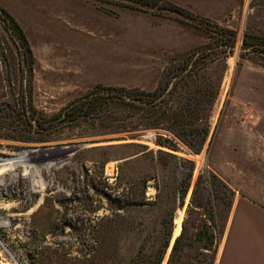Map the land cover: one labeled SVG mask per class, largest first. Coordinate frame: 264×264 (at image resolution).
Segmentation results:
<instances>
[{
	"label": "rangeland",
	"instance_id": "374dc122",
	"mask_svg": "<svg viewBox=\"0 0 264 264\" xmlns=\"http://www.w3.org/2000/svg\"><path fill=\"white\" fill-rule=\"evenodd\" d=\"M91 1L114 16L128 9L180 21L117 0ZM158 1L237 33L230 51L201 58L158 111L111 103L91 116L54 120L97 85L150 91L163 72L83 75L93 78L88 85L78 81L82 75H36L33 54L29 75L15 38L0 22L10 74L8 82L2 63L0 152L6 153H0V207L20 203L0 212V264H214L235 193L224 175L233 162L244 163L238 154L230 156L264 153L263 138L260 149L255 141L240 140L264 137V128L260 134L251 128L264 122V104L253 101L264 103L254 96V79L263 82L264 76L253 75L264 59L240 55L245 32L264 35V0ZM185 24L200 44L172 55L187 54L173 62L175 71L201 47L214 45L204 29ZM155 118L160 123L151 125ZM180 209L181 230L174 237Z\"/></svg>",
	"mask_w": 264,
	"mask_h": 264
},
{
	"label": "crops",
	"instance_id": "0c3cea01",
	"mask_svg": "<svg viewBox=\"0 0 264 264\" xmlns=\"http://www.w3.org/2000/svg\"><path fill=\"white\" fill-rule=\"evenodd\" d=\"M0 5L24 30L35 57L36 75H82L80 83L93 79L83 75H161L170 55L200 44L199 34L194 35L183 22L161 21L128 9L114 16L99 10L91 0H0ZM260 67L253 75L264 76V66ZM0 75H4L1 59ZM254 80V96L264 97V77L263 82H259L261 77ZM253 101L264 104L261 99ZM251 128L260 134L264 122ZM262 138L253 135L240 140L255 141L257 146ZM237 154L243 164L233 162L230 172L229 165L223 164L228 170L224 178L235 193L214 264H264V153L242 150L232 152L230 158ZM217 159L227 157L218 155ZM253 160L259 162L253 164Z\"/></svg>",
	"mask_w": 264,
	"mask_h": 264
},
{
	"label": "trees",
	"instance_id": "16d2710c",
	"mask_svg": "<svg viewBox=\"0 0 264 264\" xmlns=\"http://www.w3.org/2000/svg\"><path fill=\"white\" fill-rule=\"evenodd\" d=\"M117 2L133 9L143 11L151 10L155 14L161 16L172 15L182 22L202 28L210 34L212 41H214V45L201 47L199 50L200 53L196 57H190L184 60L183 66L176 71L172 66L173 62H175L179 56L183 57L187 54L184 53L182 55L172 56L166 64L158 87L154 91L132 90L126 87L97 85L94 89L90 90L87 95L70 102L58 115L53 117L54 120L62 118L65 121H72L81 117L91 116L92 114L100 112L103 105L108 106L111 103H119L126 108L136 110L149 109L152 111H158L163 105L167 107L166 105L169 103L171 92L176 89L178 83L184 77L192 73L196 64L200 63L199 60L201 58L209 56V58L214 59L217 58V53L228 52L234 47L237 35L235 30L223 27L217 23L206 25L203 23L206 19L176 4L170 2H165L163 4L158 0H117ZM161 11L169 12V14L161 13ZM0 22L15 38L22 62L24 61L26 67V72L31 75L34 57L28 38L15 17L1 5ZM241 49V57H245L248 53H256L264 59V35H253L252 33L245 32ZM0 56L6 70L5 75H7V81L9 82L10 78L8 75L10 74H8L7 71L8 58L1 47ZM162 80L166 82V87L161 86ZM172 81L173 86L172 88H169V83ZM159 120V118H155L151 125L159 124ZM38 122L40 123V121H37V123ZM179 239L180 236L176 238L173 249L178 245Z\"/></svg>",
	"mask_w": 264,
	"mask_h": 264
},
{
	"label": "bare ground",
	"instance_id": "6f19581e",
	"mask_svg": "<svg viewBox=\"0 0 264 264\" xmlns=\"http://www.w3.org/2000/svg\"><path fill=\"white\" fill-rule=\"evenodd\" d=\"M0 153H3L5 154L6 152H0ZM0 173H3V171H0ZM2 189V187H0V190ZM2 192V191H1ZM9 192V191H8ZM11 194V193H10ZM4 195V194H3ZM0 197H1V194H0ZM4 197V196H3ZM12 197V196H11ZM15 204V203H13ZM20 207V203L18 205H11L9 206L8 205V208H5V207H0V212H5V211H10L12 209H16V208H19ZM182 217H183V210L180 209L178 211V215L176 217V220H175V229H174V237H176L179 233H180V230H181V222H182ZM88 234V233H87ZM174 239V238H173Z\"/></svg>",
	"mask_w": 264,
	"mask_h": 264
},
{
	"label": "built area",
	"instance_id": "2783aa9c",
	"mask_svg": "<svg viewBox=\"0 0 264 264\" xmlns=\"http://www.w3.org/2000/svg\"><path fill=\"white\" fill-rule=\"evenodd\" d=\"M110 172H112V167H110Z\"/></svg>",
	"mask_w": 264,
	"mask_h": 264
},
{
	"label": "water",
	"instance_id": "95a60500",
	"mask_svg": "<svg viewBox=\"0 0 264 264\" xmlns=\"http://www.w3.org/2000/svg\"><path fill=\"white\" fill-rule=\"evenodd\" d=\"M173 84V81L171 82L170 86Z\"/></svg>",
	"mask_w": 264,
	"mask_h": 264
}]
</instances>
